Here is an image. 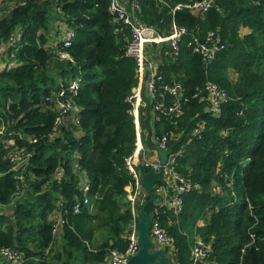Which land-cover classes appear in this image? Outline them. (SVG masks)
<instances>
[{
    "label": "trees",
    "instance_id": "trees-1",
    "mask_svg": "<svg viewBox=\"0 0 264 264\" xmlns=\"http://www.w3.org/2000/svg\"><path fill=\"white\" fill-rule=\"evenodd\" d=\"M178 1L141 0L137 13L167 33ZM51 9L55 41L47 31ZM174 19L190 32L179 55L164 54L165 43L153 45L156 83L180 80L188 99L181 114L156 119L154 101L173 97L161 89L151 97L143 82L138 115L144 148L157 157V137L167 134L170 150H179L176 170L199 185L183 193L178 214L160 208L175 247L169 255L173 264H192L197 232L210 244L201 264H264V0H214L198 13L177 9ZM65 25L74 30L67 46ZM208 30L224 46L206 62L186 40ZM128 38L108 0H0V44L9 42L12 59L0 67V246L23 252L19 264H45L49 250L50 264H103L112 249L128 245L125 187L132 175L124 157L135 145L136 123L127 96L138 82ZM61 48L70 55L61 56ZM207 79L226 90L216 113L207 109ZM58 99L74 108L60 111ZM55 210L61 223L53 232Z\"/></svg>",
    "mask_w": 264,
    "mask_h": 264
},
{
    "label": "built area",
    "instance_id": "built-area-1",
    "mask_svg": "<svg viewBox=\"0 0 264 264\" xmlns=\"http://www.w3.org/2000/svg\"><path fill=\"white\" fill-rule=\"evenodd\" d=\"M161 3H167L168 0H157ZM141 6V0H108V9L113 15L115 21H121V23L129 27V38L125 46L126 54L132 56L136 62V72L138 77L137 84L131 89L127 99L131 102L130 113H132L134 122L136 123V138L135 145L132 151L124 157V162L132 175V181L126 185V197L129 200L131 222L128 231V245L123 251L112 249L110 251L108 259L103 264H126L127 259L139 248L138 242V229L137 221L139 219V204L147 194L143 188L141 180V172L139 171L137 164L141 162L148 170H158L160 162L158 156L151 158L144 152L145 148L141 139L139 129V106L145 104L142 98L141 89L143 82H145L146 90L151 97H154L157 90L161 89L168 94L172 95L173 100L170 103H166L163 99L154 101L153 109L157 111L155 117L159 118L160 114L174 117L182 112V105L188 99V96L184 92L183 83L180 80H174L172 82H164L157 84L161 78L157 72V59L152 53L153 45L167 44L168 47L162 48L164 54L179 55L181 44L184 41L185 36L190 32L185 24L179 23L174 19V12L177 9H187L192 13H198L209 9L214 6V0H184L178 1L171 6L172 20L169 24L167 33L158 32L155 26L144 23L138 16V10ZM216 9H220V6L215 4ZM74 36V30L72 27L65 25L62 34V45L67 46L71 44ZM186 46L191 50L199 54L206 62L213 60L219 49L223 48V44L218 39L214 38V32L208 30L203 36L198 34H191L190 38L186 40ZM147 47H151L150 51H147ZM61 56H69L70 53L61 48L58 50ZM77 81L71 83L70 87L73 88V92L76 91ZM203 90L207 93L208 105L207 109L216 113L220 107L222 101L227 98L226 90L221 87L217 82L207 79L204 82ZM199 92L196 88V93ZM64 93L62 90L60 94ZM57 105L61 110H68L74 108L70 101L57 100ZM174 122V121H173ZM203 129V124H199L194 133ZM3 128L0 127V133ZM157 144L160 147L167 149V158L163 163V174L160 179L163 180L161 184L154 185V191L158 193L160 199L154 201V208L150 212L152 221L149 227V232L157 247L164 248L170 254L175 247L172 243V238L167 234L160 221V208L164 205L167 208H171L173 214H178L183 204V193L192 187H198V183H194L189 176L181 174L175 168L176 155L179 150H170L168 143V135L163 134L157 137ZM142 155V156H141ZM15 158V156H12ZM75 165H77L75 163ZM84 190L88 188V183H83ZM83 201H87V197L83 198ZM78 205L74 206V210H78ZM55 221L53 222L52 231L56 232L61 223V214L55 210L51 215ZM47 250V249H46ZM210 251V244L205 242L201 236L195 232L193 235L192 243L190 245V258L192 264H201L205 261L208 252ZM47 252V251H46ZM24 258V253L14 251L9 246H0V264L2 261H9L12 264H19Z\"/></svg>",
    "mask_w": 264,
    "mask_h": 264
},
{
    "label": "water",
    "instance_id": "water-1",
    "mask_svg": "<svg viewBox=\"0 0 264 264\" xmlns=\"http://www.w3.org/2000/svg\"><path fill=\"white\" fill-rule=\"evenodd\" d=\"M154 149L160 162L158 170H146L141 162L137 164L141 172V180L147 197L140 202L139 206V219L137 221L139 248L130 255L126 264H152L154 262L159 264H173L170 255L165 252L164 248L155 245L149 232L152 218L150 212L145 209L149 202L160 199L158 193L153 188L163 174V163L167 158V149L160 147L157 143L154 144Z\"/></svg>",
    "mask_w": 264,
    "mask_h": 264
},
{
    "label": "rangeland",
    "instance_id": "rangeland-1",
    "mask_svg": "<svg viewBox=\"0 0 264 264\" xmlns=\"http://www.w3.org/2000/svg\"><path fill=\"white\" fill-rule=\"evenodd\" d=\"M55 13V11L53 10V9H51L50 11H49V16H48V33H49V38H50V40L52 41L54 38H57V39H59L60 38V33H59V31H58V27H59V25H58V20H55V18H53L52 17V15ZM247 28L246 27H242L241 28V31H245ZM56 39H54V41H55ZM8 44H9V42H2L1 44H0V67L1 66H3L4 64H6V60H12L11 58H7L6 57V47L8 46ZM54 44H55V42H54ZM150 48L151 47H147V51H150ZM4 141H6V142H10L11 141V139L10 138H5L4 139ZM144 152L145 153H147L148 152V150L147 149H145L144 150ZM146 155H148V157L150 156L149 154H146ZM10 156H11V154H10ZM142 156V155H141ZM214 185V184H213ZM216 190L217 191H219L220 190V187L219 186H217L216 187ZM53 254H54V250L52 251V253L50 252V250H49V255L48 256H45L46 257V263L45 264H50V263H48L49 262V260L52 258V256H53Z\"/></svg>",
    "mask_w": 264,
    "mask_h": 264
},
{
    "label": "crops",
    "instance_id": "crops-1",
    "mask_svg": "<svg viewBox=\"0 0 264 264\" xmlns=\"http://www.w3.org/2000/svg\"><path fill=\"white\" fill-rule=\"evenodd\" d=\"M146 154H149L150 155L149 157H151V158H156V156H153V153L150 152L149 150H148V152ZM213 186L215 187V184ZM165 252L169 255V253L167 251H165Z\"/></svg>",
    "mask_w": 264,
    "mask_h": 264
},
{
    "label": "clouds",
    "instance_id": "clouds-1",
    "mask_svg": "<svg viewBox=\"0 0 264 264\" xmlns=\"http://www.w3.org/2000/svg\"><path fill=\"white\" fill-rule=\"evenodd\" d=\"M87 201H88V198H87ZM87 201H86V202H87ZM83 202H84V201H83ZM74 211H75V210H74Z\"/></svg>",
    "mask_w": 264,
    "mask_h": 264
}]
</instances>
